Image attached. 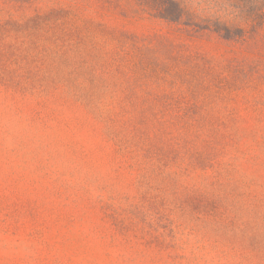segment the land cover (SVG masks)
Segmentation results:
<instances>
[{"label": "rangeland", "instance_id": "374dc122", "mask_svg": "<svg viewBox=\"0 0 264 264\" xmlns=\"http://www.w3.org/2000/svg\"><path fill=\"white\" fill-rule=\"evenodd\" d=\"M0 264H264V0H0Z\"/></svg>", "mask_w": 264, "mask_h": 264}]
</instances>
